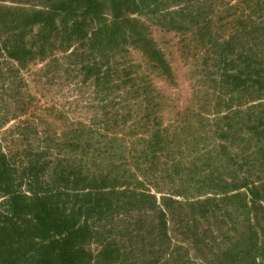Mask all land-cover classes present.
Here are the masks:
<instances>
[{"label": "trees", "instance_id": "trees-1", "mask_svg": "<svg viewBox=\"0 0 264 264\" xmlns=\"http://www.w3.org/2000/svg\"><path fill=\"white\" fill-rule=\"evenodd\" d=\"M99 1L41 2L24 14L41 24V36L58 28L53 21L61 14L62 30L56 34L68 39L66 45L75 40L98 43L103 34L109 44L120 25L127 29L123 39L131 37L141 45L143 38L146 43L138 20L119 15L125 0H110L111 22L101 17L94 27L68 22L75 11L72 2L96 12ZM127 1L133 4L130 11L155 15L153 23L181 32L191 28L207 40L216 72L211 114L188 112L184 125L190 130L180 146L174 132L167 133L168 127L156 121L109 128L92 120L61 118L53 106L40 109L31 93L13 86L15 76H1L5 71L0 68V77L8 80L1 86L0 128L13 122L0 132V264H120L114 262V249L100 239L98 223L121 215L142 222L152 216L148 228L166 237L174 209L169 202L175 196L189 199L182 203L189 215L213 219L201 230L186 224L187 239L202 244L198 249L205 264H264L255 257L254 223L244 210L246 202L238 204L240 210L234 206L233 215L228 201L264 178V160L254 169V152H264V125L259 126L264 121V0ZM171 2L176 9L169 10ZM0 50L18 59L28 52L14 44H3ZM154 54L167 67L159 51L150 50ZM152 92L145 90L149 109ZM253 126L259 129L253 131ZM189 157L191 167L185 163ZM167 180L170 188L158 186ZM93 237L100 244L94 254L89 249Z\"/></svg>", "mask_w": 264, "mask_h": 264}, {"label": "rangeland", "instance_id": "rangeland-1", "mask_svg": "<svg viewBox=\"0 0 264 264\" xmlns=\"http://www.w3.org/2000/svg\"><path fill=\"white\" fill-rule=\"evenodd\" d=\"M41 2L52 4L54 0H0V46L14 44L28 50L21 59L11 55L7 57L0 50V68L5 71L1 76L14 75L13 86L19 84L20 92L31 93L40 109L43 106H53L61 112V118L92 120L109 128H116L117 124L119 128L123 124H144L143 120H150L152 123L156 121L168 127L167 133L174 132V142L180 146L190 130L184 125V120L190 118L188 112L202 111L211 114L216 82V72L212 67L214 54L207 50V40L197 36L191 28L181 32L153 23L155 15L130 11L133 4L129 5L130 1H127L122 3L119 15L138 20V26L146 35V43L138 34L135 35L142 38L141 45L134 43L131 37L125 36L123 39L121 33L125 31L126 34L127 29L125 25H120L115 31V40L109 44L104 43L106 35L103 34L100 35L98 43L88 40L81 44L75 40L74 43L66 45L68 39L63 34H56L60 28L62 30L61 14H57L53 21L58 28L50 30L49 33L44 32L43 36L41 24L36 19L30 20L24 14L31 12L30 8L40 7ZM110 3V0H100L97 11L90 8L91 11L88 12L89 9L81 10L72 2V9L75 11L71 12L67 20H77L82 26H85L83 22L93 26L100 17L111 22L113 17ZM175 6L171 2L169 10L176 9ZM8 7H12V10H7ZM137 30L132 25L133 33ZM57 42H62L61 46ZM41 44L43 54L39 52ZM150 50L159 51L161 64L167 67L160 65L157 57L156 62L155 54L149 55ZM5 68H9L11 73ZM7 81L0 77V96L3 92L1 86L6 85ZM148 88L154 90L150 94L154 99L150 109L145 96ZM6 100L8 104L13 102L11 98ZM258 100L255 99V103ZM11 122L1 127L0 132ZM260 125H264V121ZM255 128L259 129L258 126H253L252 130ZM134 133L137 135L138 131L131 134ZM254 139L256 137L250 141H253V145ZM187 152L190 151L183 150L181 153ZM262 155L264 152H254V169L257 162L264 160ZM189 160L190 157L185 161L186 166L190 163ZM191 166L192 164L188 165ZM199 167L201 170L207 169L206 166ZM171 184L167 180L158 186L167 189ZM238 193V197L228 200L232 202L229 209L234 215V206L238 208L240 202H246L244 210L254 223L250 230L253 240L256 241L255 257L260 263H264V178L256 180L248 188L239 189ZM173 198L169 202L174 209L171 210L168 220L166 237L161 236L158 230L148 228L154 222L152 216H146L142 222L133 215H121L105 224L98 223L100 239L108 242L117 254V261L114 262L118 263L120 260V264H205L198 249L202 244H195L187 239L186 224L190 228L193 225L192 229L201 230L206 223L213 222V219L211 216L205 219L189 215L188 208L182 204L189 199L182 196ZM99 247L95 237L91 238V252L94 254ZM188 256L192 259H185Z\"/></svg>", "mask_w": 264, "mask_h": 264}]
</instances>
